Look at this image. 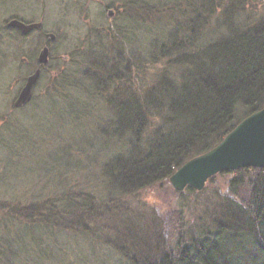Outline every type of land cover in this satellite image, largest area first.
<instances>
[{
	"label": "trees",
	"instance_id": "obj_1",
	"mask_svg": "<svg viewBox=\"0 0 264 264\" xmlns=\"http://www.w3.org/2000/svg\"><path fill=\"white\" fill-rule=\"evenodd\" d=\"M260 1L192 0L191 15L169 19L170 0H139L132 16L124 14L123 19L133 18V22L142 23L149 21L144 14L155 17L150 20L157 27L148 28L149 36L153 31L160 35L164 30L165 34L161 33L164 41L157 44L154 41L158 38L153 36L152 41L148 37L149 54L159 52L151 58L164 57L165 68L148 81L145 80L148 76H142L143 92L126 90V97L105 101L109 111L113 105L119 108L115 117L109 115L106 123L110 130L106 134L108 139L116 140L120 151L104 164L105 178L111 187L104 208H111L116 214L115 220L107 224L113 225V237L104 236L96 223L90 226L81 222L88 212H98L97 207L92 209L96 204L92 196H72L79 192H66L68 197L64 199L47 197L25 203L18 197L13 203L0 202V260L3 262L0 264H13L6 257L13 252L10 246H5L7 240L2 235L13 230L27 237L22 247L27 245V240L39 246L34 250L36 257L48 252L49 247L43 248L41 240L56 241L57 235L72 233L95 238L100 235L105 245L119 252L123 264H264V169L243 168L233 172L227 193L213 203L204 204V214L198 215L192 227L184 229L182 212L172 209L167 216L172 218L178 212L179 220L170 230L173 232L170 237L162 230L163 219L143 222L123 217L127 222L119 223L115 211L123 196L158 183H169V176L183 163L210 150L240 120L264 106V11L255 8ZM126 2L128 5L129 0ZM205 3L211 9L207 10ZM214 8L218 12L211 23L209 16L213 15ZM156 19L162 20L161 24ZM117 29L129 32L123 27ZM125 32L119 34V40H126ZM86 43L92 51L88 56L90 65L85 63L86 71L85 66L77 69H81L83 77L87 76L88 84L93 77L98 83L99 77L104 81L109 75L114 80L119 71L100 67L93 59L97 44L91 43L90 38ZM98 46L107 54L114 49L121 54L119 45L113 42ZM68 60L67 67H76L78 58L74 52ZM120 60L123 58L115 62ZM97 65L99 68L94 70ZM69 71L70 68L63 69L47 83L51 104L37 103L41 119L47 110L60 105L74 104L75 109L80 104L84 106L79 100L83 96L80 97L78 85L69 83ZM90 72L94 74L89 75ZM118 78L119 82L121 78ZM129 80L130 77L125 78V82ZM95 83L89 90L95 87L101 92ZM76 96L79 98L73 99ZM195 191L189 187L175 192ZM76 202L81 209L69 207Z\"/></svg>",
	"mask_w": 264,
	"mask_h": 264
},
{
	"label": "rangeland",
	"instance_id": "obj_2",
	"mask_svg": "<svg viewBox=\"0 0 264 264\" xmlns=\"http://www.w3.org/2000/svg\"><path fill=\"white\" fill-rule=\"evenodd\" d=\"M39 1H46L47 4V11L42 13L44 20L46 18L51 28L60 32V40L51 49V55L54 58V75L65 68H70L69 83L78 85L80 97L83 96L79 100L80 102L82 100L84 106L80 104V107L75 109L74 104H68V107L60 105L47 110L44 119H41V109L39 107L34 109L36 105L29 106L27 110L17 114L12 109L8 111L9 114H5L4 102L10 99L11 96L8 94L11 92H8L9 89L6 90V88L5 94L0 91V115L11 114L21 117L19 123H16L18 121H7L0 124V202L2 204L8 201L13 203L15 201L12 200L18 199V197L22 200L21 203L41 201L47 197L64 199L68 197L66 192H79L76 195L71 194L72 196H85L86 194L92 196L91 199L96 202L92 209L97 207L98 212L95 214L88 212L83 215L84 218L81 222L90 226L96 223L101 227L100 231L105 233L104 236L113 237V225L107 224L115 220L116 214L111 208H104L107 205V197L111 195L110 184L105 178L104 164L107 159L120 151L116 140L108 139L106 134L110 130L109 124L106 123L109 115L115 117L119 108L113 105L109 111L105 101L111 97H126V90L130 92L142 91L143 88L140 87V84L143 75L149 77H145V80L148 81L153 75L164 70L165 58L159 59V56L151 58L152 54L159 55V52L155 51L149 54V51L150 39L154 41L153 36L158 38L154 42L159 44L161 40L164 41L161 33L163 32L162 35H164L165 32L161 30L159 35L153 31L149 36L148 28L157 27V25L150 20L155 17H149L146 14L144 16L149 21L145 23L133 22V18L123 19L124 14L132 16L133 7L140 4L139 0H129L128 5L127 0ZM190 1L192 0H170L168 14L171 18L169 19L191 15L193 6L189 5ZM198 1L200 2V0H195V2ZM204 7L207 10L211 9L206 3ZM256 7L264 11V0L256 3ZM110 10H112V16L109 17ZM216 12L218 11L214 8L213 15L209 16V22H213ZM138 15H142V13ZM121 19H123L122 22ZM156 21L158 24L162 22L158 19ZM118 27L129 31H124L126 40H119V34L124 32L117 29ZM136 30L138 31L134 33ZM89 38L91 43L97 44L94 49L97 51L93 59L98 65L106 67V69L110 67L113 72L121 71L117 73L114 80L109 75V79L104 81L99 77L98 83L93 77L89 85L87 76L84 74L83 77L81 69H77L79 66L83 68L85 63L90 65L88 56L90 52V55L92 54V51L86 43ZM63 41L65 42L62 43ZM107 42L119 45L118 49L121 50V54L117 49L108 54L106 51L103 52L98 45H106ZM82 44L84 47H79ZM73 52L74 57L77 56L78 62L74 68L67 67L65 62L69 61V54ZM132 57L136 59L131 60ZM122 58L120 63L115 62ZM87 65L84 67V71H86ZM98 65L94 67V70L99 68ZM12 67L15 72L10 74L8 70ZM57 69L59 70L56 72ZM5 70L1 71L3 77L7 81L12 80L17 72L16 64L10 61ZM92 74L94 73H89V75ZM118 77L121 78L119 82ZM127 77H130V80L125 82ZM2 81V77H0V88L4 87ZM93 83L101 87V92H98L95 87L89 90ZM78 98L79 96H76L73 99L77 100ZM121 151L123 150L121 149ZM232 176V173L217 174L212 182L205 184L199 192L178 194L166 182L141 189L135 193L131 192L122 197L119 208L115 210L117 222H127L125 218L143 222L144 220L150 222L151 218H158L159 221L163 219L162 230L170 237L173 234L170 230L179 220L178 212L172 218L167 216L172 209L182 212L184 229L186 226L192 227L196 218L198 219V215L204 214L202 213L204 204L213 203L218 197L227 193L228 180ZM69 207L75 210L81 209L77 202L70 203ZM2 235L7 240L5 246H10L9 249L13 252L6 255L13 264H123L119 252L110 245V247L105 245L100 235L95 238L62 233L60 236H56V241L41 240L42 245H45L43 248L47 246L49 248L48 252H43L38 257L34 250L39 246L33 245L27 240V245L22 247V243L26 241L27 237L19 235L17 230L3 232ZM49 253L50 258H48ZM27 257L31 259H26ZM0 263L3 262L0 260Z\"/></svg>",
	"mask_w": 264,
	"mask_h": 264
},
{
	"label": "flooded vegetation",
	"instance_id": "obj_3",
	"mask_svg": "<svg viewBox=\"0 0 264 264\" xmlns=\"http://www.w3.org/2000/svg\"><path fill=\"white\" fill-rule=\"evenodd\" d=\"M45 10L47 11L46 1L0 0V77L4 83L0 91L5 94L9 89L8 92H11L8 94L11 96L10 99L4 102L5 114H9L8 111L11 109L17 114L33 105H36L34 108L36 109L37 103L51 104L50 89L47 84L54 75V58L51 49L60 40V32L51 28L46 18L45 22L42 14ZM43 50L46 51L44 62L39 58ZM10 61L16 64L17 72L12 80L7 81L1 71H6L5 67ZM36 71L39 72L38 78L31 87L29 98L25 102L19 101L18 97L28 77ZM8 72L11 74L15 70L12 67ZM1 115L0 124L7 121H21V117L16 115Z\"/></svg>",
	"mask_w": 264,
	"mask_h": 264
},
{
	"label": "water",
	"instance_id": "obj_4",
	"mask_svg": "<svg viewBox=\"0 0 264 264\" xmlns=\"http://www.w3.org/2000/svg\"><path fill=\"white\" fill-rule=\"evenodd\" d=\"M112 13L109 11L108 15ZM40 61L46 59V51L40 53ZM38 71L28 77L18 99L25 102L38 78ZM264 169V107L241 120L212 149L185 162L170 177L174 190L182 191L190 186L202 190L206 181L219 172H232L241 168Z\"/></svg>",
	"mask_w": 264,
	"mask_h": 264
}]
</instances>
